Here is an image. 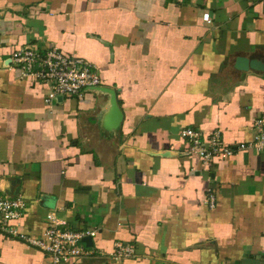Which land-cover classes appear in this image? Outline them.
<instances>
[{
  "label": "crops",
  "instance_id": "crops-1",
  "mask_svg": "<svg viewBox=\"0 0 264 264\" xmlns=\"http://www.w3.org/2000/svg\"><path fill=\"white\" fill-rule=\"evenodd\" d=\"M52 46L101 88L47 104L11 56ZM239 57L264 66V0H0V199L25 202L8 227L40 237L53 212L96 230L57 264H264V149L237 147L264 117V67ZM186 128L233 155L204 163ZM18 235L0 228V264H55ZM118 242L135 253L116 259Z\"/></svg>",
  "mask_w": 264,
  "mask_h": 264
},
{
  "label": "built area",
  "instance_id": "built-area-1",
  "mask_svg": "<svg viewBox=\"0 0 264 264\" xmlns=\"http://www.w3.org/2000/svg\"><path fill=\"white\" fill-rule=\"evenodd\" d=\"M203 19L210 21V12L203 13ZM12 60L20 67L23 76H33L46 87L45 102L51 104L53 100L65 95H81L86 90L100 84V74L97 67L89 60L70 55L56 46L40 53L34 47H25L12 53ZM256 134L247 141L238 144L239 149L254 147L264 149V117L255 120ZM182 136L192 144L191 151L199 156L204 163L213 157H229L234 153V147L224 142L219 131H214L209 137L202 138V133L193 128H186ZM211 205H214V196L210 193ZM25 202L19 198L4 197L0 199V228L10 234L18 235L17 230L8 227L9 219L20 216ZM48 227L40 237H27L31 243L47 252L55 264L72 257L87 254L80 242L86 235H96V230L72 231L59 228L55 213L47 215ZM135 253L131 243L118 242L113 252L116 259L128 258Z\"/></svg>",
  "mask_w": 264,
  "mask_h": 264
},
{
  "label": "water",
  "instance_id": "water-1",
  "mask_svg": "<svg viewBox=\"0 0 264 264\" xmlns=\"http://www.w3.org/2000/svg\"><path fill=\"white\" fill-rule=\"evenodd\" d=\"M237 68H240V69H245L247 68V66H250V67H253V68H263V64H261V61L258 60V59H248L247 57H239L237 59V63L235 65ZM101 87L100 86H97V87H93L92 90H98L100 89ZM107 91L109 93H111L112 95V104H113V118H112V122L115 124V125H118L122 118H123V114H122V111L121 109L119 108L118 104H117V101L115 100V91L112 90V89H107ZM83 240L87 243V245H93V239H92V236L91 235H86L83 237Z\"/></svg>",
  "mask_w": 264,
  "mask_h": 264
}]
</instances>
